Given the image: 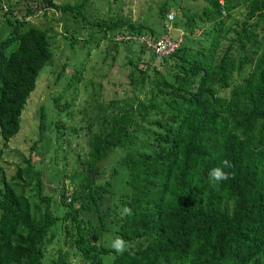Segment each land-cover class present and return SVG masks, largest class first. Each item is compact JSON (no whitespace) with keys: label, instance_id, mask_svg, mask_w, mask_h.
Here are the masks:
<instances>
[{"label":"trees","instance_id":"1","mask_svg":"<svg viewBox=\"0 0 264 264\" xmlns=\"http://www.w3.org/2000/svg\"><path fill=\"white\" fill-rule=\"evenodd\" d=\"M41 1L44 10L67 9ZM204 1L190 15L179 8L184 22L173 25L187 32L167 56L157 58L137 39L147 35L140 24L127 22L125 36L113 33L114 46L122 43L130 54L128 83L139 90L127 111L115 109L116 100L109 111H89L85 158L77 160L81 169L70 178L69 196L57 186L58 207L29 161L8 180L1 176L0 264H69V250H46L59 240L80 264H103L108 254L109 264H264V0ZM159 11L165 30L164 4ZM23 22L14 20L0 42L4 144L19 130L21 111L52 54L47 32L21 29ZM197 27L192 44L187 35ZM12 41L15 47L4 53ZM144 57L153 64L140 65ZM141 135L152 140L145 149L136 147ZM225 160L230 178L210 182L209 172ZM125 207L131 216L121 215ZM109 231L128 242L122 255L103 243Z\"/></svg>","mask_w":264,"mask_h":264},{"label":"rangeland","instance_id":"2","mask_svg":"<svg viewBox=\"0 0 264 264\" xmlns=\"http://www.w3.org/2000/svg\"><path fill=\"white\" fill-rule=\"evenodd\" d=\"M53 2L67 9L47 7L44 10L42 8L44 3L41 0H0V42L8 35L11 23L23 19L21 29L31 25L47 32L52 53L50 61L48 60L39 70L36 86L29 93L21 111L19 130L5 144L0 137V185L1 176L8 180L18 167H24L29 161L31 167L41 173L43 192L51 196L52 206L58 207L57 186L63 188L69 196L72 189L70 178L75 170L81 169L77 160L85 158L87 135L84 120L91 115L89 111H92L93 115L98 112V108L109 111L111 100L117 101L113 106H116L115 109L119 112L127 111L133 108L129 100L131 93L139 90L128 83L125 59L130 54L124 50V44L118 43V46H114L110 40L113 33L118 31V34L127 35L125 24L131 22L142 25V33L147 35L150 34L148 28H151L153 36L163 32H168L172 37L182 36L187 30L173 25L174 21L180 25L184 22V18L180 17L179 8L188 9L187 14L190 15L200 10L205 1L53 0ZM162 4L166 10L165 19L162 20L165 30L159 27L161 15L159 8ZM78 7L81 16L76 15ZM29 9L32 12L27 13ZM169 12L173 13V19L167 22L166 14ZM105 24L111 25L112 28L108 29ZM205 27L206 25L203 29ZM201 30L202 28L198 27L191 30L187 40L191 39L192 44H195L196 36ZM15 45L16 42L12 41L3 49L4 53ZM135 54L138 53L132 54L133 59ZM145 61L149 66L153 64L145 57L139 60V64H144ZM156 69L160 73L165 72L164 65L160 63ZM55 105L59 108H55ZM57 121H60L59 124L55 123ZM67 125L72 126V130L67 129ZM90 129H96L95 121ZM61 132L62 135L59 134ZM151 141L141 135L136 147L145 149L146 144ZM76 154H79V158L75 157ZM51 172L55 174V178H51ZM27 180L26 176L23 177L24 182ZM28 189L24 187L23 191L28 194ZM116 238L111 231L106 232L103 243L111 247L112 241ZM57 249L62 252L69 250L66 257L69 264H80L78 257L72 254L61 240L55 242L52 247L48 246L46 250L55 255ZM112 257V254L103 256V264H109Z\"/></svg>","mask_w":264,"mask_h":264},{"label":"built area","instance_id":"3","mask_svg":"<svg viewBox=\"0 0 264 264\" xmlns=\"http://www.w3.org/2000/svg\"><path fill=\"white\" fill-rule=\"evenodd\" d=\"M172 19L173 13H167L166 21L170 22ZM120 38L121 37H116V39ZM125 38H129V36H126ZM130 38L134 39L135 36H131ZM137 39L141 41L145 45V47L151 49V51L157 58L169 55L178 47L181 42V36L172 37L168 34V32H163L156 38H152L149 35H141Z\"/></svg>","mask_w":264,"mask_h":264},{"label":"clouds","instance_id":"4","mask_svg":"<svg viewBox=\"0 0 264 264\" xmlns=\"http://www.w3.org/2000/svg\"><path fill=\"white\" fill-rule=\"evenodd\" d=\"M231 167L232 165L229 163V161L225 160L223 162V167L213 168L209 172L210 182L219 184L221 182L227 181L230 178V174L226 172L224 169ZM121 215L131 216L132 209L128 207L123 208ZM111 247L115 250L116 253L122 255L125 251L128 250V242L120 237H117L115 240L112 241Z\"/></svg>","mask_w":264,"mask_h":264}]
</instances>
